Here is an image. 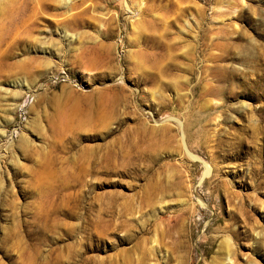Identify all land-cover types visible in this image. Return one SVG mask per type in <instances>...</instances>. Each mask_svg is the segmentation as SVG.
<instances>
[{"label":"rangeland","instance_id":"rangeland-1","mask_svg":"<svg viewBox=\"0 0 264 264\" xmlns=\"http://www.w3.org/2000/svg\"><path fill=\"white\" fill-rule=\"evenodd\" d=\"M0 264H264V0H0Z\"/></svg>","mask_w":264,"mask_h":264},{"label":"bare ground","instance_id":"bare-ground-1","mask_svg":"<svg viewBox=\"0 0 264 264\" xmlns=\"http://www.w3.org/2000/svg\"><path fill=\"white\" fill-rule=\"evenodd\" d=\"M208 172V166L205 165V174Z\"/></svg>","mask_w":264,"mask_h":264}]
</instances>
